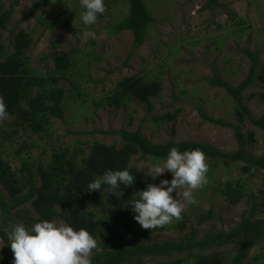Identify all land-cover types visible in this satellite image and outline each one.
Wrapping results in <instances>:
<instances>
[{
    "label": "rangeland",
    "instance_id": "1",
    "mask_svg": "<svg viewBox=\"0 0 264 264\" xmlns=\"http://www.w3.org/2000/svg\"><path fill=\"white\" fill-rule=\"evenodd\" d=\"M15 1L5 0V6L9 7ZM37 1L18 0L9 29L4 31V42L11 52L14 50L11 30L17 32L24 28L32 34L34 42L27 56L39 74L61 77L58 86L66 91V118H52L51 127L42 133L34 132L14 118L0 121V131H17L8 141L4 153L5 160L14 168L18 169L22 164L15 151L25 143L33 146L30 153L36 160L48 159L61 148L75 151L83 147L84 155H88L95 141L117 142L122 146L125 141L118 131H135L139 127L155 143L192 140L215 145L224 151H236L239 144L235 130L203 119L199 107L216 118L241 126L248 151L257 156L264 154V128L254 124L248 115L242 124L235 99L225 87L212 82L215 69L233 86L244 82L252 65L245 49L259 52V70L264 71V0H218L213 8L208 6V0H146L154 21L150 24L145 43L138 48L134 47L132 30L118 31L115 28L129 14L130 0H105L106 13L99 16L95 25L89 26L96 33V39L89 38L86 42L80 39L85 26L80 22L82 9L79 0L54 1L53 10L46 7L43 11L30 13V8ZM53 11L62 18L58 29H53L43 20V13L52 19ZM58 57L71 61L64 73L56 68ZM135 74L163 83L162 93L153 98L152 110L136 99L126 100L120 108L109 100L118 83ZM263 92L264 83L259 79L243 94L245 104L257 119L264 115V99L260 96ZM178 109L177 119L155 120V117ZM11 120L13 124L9 125ZM250 132L254 133L255 140L249 139ZM153 159L136 155L131 165L146 175L147 169L141 168ZM206 160L209 165L208 183L196 191V203L186 206L183 212L196 218L199 213L214 209L211 220L202 224L194 220L193 224L199 229L198 238H205L209 232H230L244 217L264 218V215L259 216L261 213L252 216L254 201L251 197L231 204L217 189L218 185L231 182L241 184L247 194L259 196L264 170L253 169L243 173L241 167L244 162L215 167L208 157ZM160 179L171 180L172 176L166 172L155 181L145 176L144 182L158 184ZM172 195L175 197L176 193ZM130 219L133 220L132 217ZM179 221L151 236L157 240L181 239L190 233L191 223L180 231L177 227ZM56 222L66 223L63 219ZM5 242L0 236V245ZM239 248L240 245L233 241L216 249L229 262ZM212 250H197L194 255ZM256 254H261L259 261L254 258ZM0 256H3L0 262L13 258L7 243L0 248ZM171 258L187 260L191 257L189 253H176ZM250 258L252 264L264 262V239L257 240ZM143 259L137 264H157L167 258L145 256Z\"/></svg>",
    "mask_w": 264,
    "mask_h": 264
},
{
    "label": "trees",
    "instance_id": "2",
    "mask_svg": "<svg viewBox=\"0 0 264 264\" xmlns=\"http://www.w3.org/2000/svg\"><path fill=\"white\" fill-rule=\"evenodd\" d=\"M59 0H39L30 8V13L43 11L46 7L53 10V2ZM18 0L5 6V0H0V97L7 105L9 119L30 127L36 133L47 131L51 127L52 118L64 120L66 110L64 102L66 91L58 86L59 78L56 75L47 77L39 74L30 63L27 51L34 42L32 34L24 28L19 31L11 30L13 51L9 52L4 42V31L9 29ZM208 6L213 8L218 0H208ZM43 20L53 29H58L62 23L60 14L52 12V19L43 13ZM154 18L146 0H130V11L126 18L116 24L118 31L132 30L134 47L142 46L147 38L148 29ZM251 59V68L247 78L238 86H233L222 79L215 69L213 84L225 87L227 93L237 102V114L240 122L245 123V117L256 125L264 128V115L254 118L250 108L244 102V91L253 85L256 80L264 83V71L260 72L258 51L245 49ZM71 65L66 57H58L56 68L64 73ZM217 79L219 81H217ZM163 83L160 80H148L144 75H129L122 79L116 88L115 94L109 98L116 108L122 107L126 100L136 99L153 109V98L160 96ZM264 99V92L260 93ZM180 110L168 112L155 117V120L177 119ZM203 119L213 123L228 125L235 130L239 148L236 151H224L219 147L192 140L155 143L149 139L142 128L135 131L119 130L125 141L119 146L117 142L108 144L95 141L92 151L84 155V148L71 151L69 148L55 150L47 159L36 160L31 156V144H23L15 151V156L22 159L21 166L16 169L4 158L7 143L17 131H0V236L7 241L6 233L14 223L24 221L30 226L40 220L63 219L74 229L86 228L98 238L103 247L102 254L92 256V264H137L142 263L145 256H163L167 259L157 264H252L251 251L258 239H264V218L251 219L244 217L241 223L230 232L220 230L209 232L206 237L199 239V229L193 224L196 219L199 224L213 218L214 209L206 213H199L196 218L193 214H182L177 227L180 231L188 228L190 233L181 239L157 240L151 234L155 230L143 229L133 218L127 201L136 197V192L146 187L145 173L131 165L133 156L166 158L173 147L181 152L200 149L210 159L213 166H231L233 163L244 162L241 167L243 173L253 169L264 170V154L253 155L248 151V142L241 126L210 115L203 107H199ZM8 120V119H7ZM13 121L9 122L12 125ZM250 140H255L254 133L250 132ZM27 144V145H26ZM131 167L136 177L132 187L121 185L122 195L117 190L109 194L104 186L100 191L87 192V184L106 170H122ZM217 189L231 204H238L243 199L251 197L254 201L252 216L264 215V183L259 189V196L255 193L247 194L241 184L226 182L217 186ZM94 206V207H93ZM127 206V207H126ZM140 228L142 231H140ZM236 241L240 248L237 254L227 262L223 254L216 248L226 243ZM213 249L208 253L194 255L195 251ZM176 253H189V259H173ZM256 260L261 254H256ZM13 259V258H12ZM12 259L1 261L0 264H11ZM264 264V262L255 263Z\"/></svg>",
    "mask_w": 264,
    "mask_h": 264
},
{
    "label": "clouds",
    "instance_id": "3",
    "mask_svg": "<svg viewBox=\"0 0 264 264\" xmlns=\"http://www.w3.org/2000/svg\"><path fill=\"white\" fill-rule=\"evenodd\" d=\"M79 6L82 9L80 22L85 26L80 39L82 42L89 38L95 40L96 33L89 26L95 25L99 16L106 13L105 0H79ZM9 118L7 105L0 97V121ZM141 169H147L146 176L153 181L166 172L172 176L171 180L160 179L158 184L146 183L144 190L127 201L133 219L143 229L163 228L182 219L186 206L196 203V191L208 183L209 165L200 149L181 152L173 147L166 158L147 161ZM135 182L130 166L122 170L108 169L90 181L86 191L101 192L106 186L109 194L116 195L119 190L122 195L121 185L132 187ZM6 237L5 243L13 253L11 264H92L93 253L102 254L104 250L98 238L86 228L77 230L55 220H40L30 226L24 221L14 223Z\"/></svg>",
    "mask_w": 264,
    "mask_h": 264
}]
</instances>
